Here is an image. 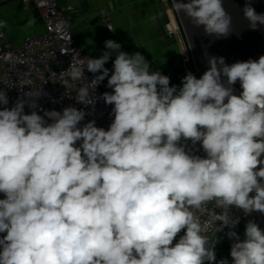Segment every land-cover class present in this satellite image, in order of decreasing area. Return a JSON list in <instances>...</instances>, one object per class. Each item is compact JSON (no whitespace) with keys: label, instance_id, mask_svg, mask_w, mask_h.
Returning <instances> with one entry per match:
<instances>
[{"label":"clouds","instance_id":"obj_1","mask_svg":"<svg viewBox=\"0 0 264 264\" xmlns=\"http://www.w3.org/2000/svg\"><path fill=\"white\" fill-rule=\"evenodd\" d=\"M224 2L173 6L220 38L233 30ZM242 12L250 29L264 26L251 0ZM105 48L99 58L71 62L60 78L66 95L71 82L87 81L75 92L84 105H94L107 78L112 91L99 97L113 106L107 130L82 124L88 113L71 105L43 116L26 114L23 97L0 107V264H229L217 261L191 210L212 201L223 209L214 216L218 232L228 228L234 241L231 264H264V230L249 220L241 239L230 213L264 214V55L230 65L209 56L199 78L189 72L177 87L141 53L114 40ZM85 71L99 74L88 80ZM41 95L30 94L28 106L36 109ZM7 104L0 90V106ZM187 141L205 155L191 154Z\"/></svg>","mask_w":264,"mask_h":264},{"label":"built area","instance_id":"obj_2","mask_svg":"<svg viewBox=\"0 0 264 264\" xmlns=\"http://www.w3.org/2000/svg\"><path fill=\"white\" fill-rule=\"evenodd\" d=\"M7 1L9 0H0V5ZM25 1L26 3H35L44 21L45 30L37 35L27 37L22 44L16 46L8 39L4 27L0 28V90H5L8 97V104L2 107L11 108L15 105L18 98L23 97L26 100L24 107L26 114H30L31 111L35 110L43 116L46 110L62 111L63 108L71 105L88 113L84 121L81 122L82 124L87 123L89 120H94L97 127L107 130L114 118L112 113L113 106L105 104L103 99L99 98L103 93L112 91V89L107 87V78L95 90V95L98 99L94 105H84L77 103L75 100L76 90L85 85L87 83L86 80L71 82L73 84L72 94L66 95V90L63 88L60 78V72L66 70L71 62L78 63L81 60L85 62L87 60L68 24L73 6H59L56 0ZM163 1L167 5V11L170 13L165 26L166 34L169 37L176 38L184 45V30L181 19L173 6V0ZM99 16L107 29L109 26L114 28L112 14L109 10H100ZM182 58L184 70L179 75V78L177 77V80L169 70L156 68L154 71H159L163 75L168 76L170 85L173 83L175 86L180 87L182 78L186 74L191 72L196 76L197 73L192 67L193 57L186 49V46ZM106 68L109 69V74H111L113 67ZM98 74L85 71V76L88 80H92ZM38 91H42V95L36 100V109H32L28 106L29 102L27 99H29L30 94ZM240 91V84L237 82L234 85V92L239 94ZM45 119L47 120V117ZM48 122L50 123L51 121ZM186 150L194 155L202 157L205 155L199 143L193 145L191 141H187ZM191 210L206 229L203 234L208 236L210 245L216 244V250L218 244L224 243L231 250V245L234 241L229 239L226 234L229 229L225 228L223 231L218 232L220 222L214 219V216L223 212V209L217 207L216 203L212 201L199 209L193 208ZM230 213L234 219H238L234 231L238 233L241 239L244 238L245 225L249 220L254 221L264 230V214L253 212L251 215H246L243 210L236 207H232ZM181 235H183V231L178 234L176 240ZM230 250L227 255L222 257H219L216 250L217 261L223 258L229 260V264H231Z\"/></svg>","mask_w":264,"mask_h":264},{"label":"crops","instance_id":"obj_3","mask_svg":"<svg viewBox=\"0 0 264 264\" xmlns=\"http://www.w3.org/2000/svg\"><path fill=\"white\" fill-rule=\"evenodd\" d=\"M59 6L72 5L68 24L86 58H99L105 41L114 40L121 50L129 54L141 53L150 68L166 69L179 78L184 70L182 54L185 44L166 34V22L170 17L163 0H56ZM109 10L115 32L102 23L99 11ZM30 19L35 23L28 26ZM0 22L8 39L16 46L30 36L42 33L45 24L35 3L25 0H9L0 5ZM115 55L105 64L113 67ZM172 85H174L172 83ZM170 85V86H172Z\"/></svg>","mask_w":264,"mask_h":264},{"label":"water","instance_id":"obj_4","mask_svg":"<svg viewBox=\"0 0 264 264\" xmlns=\"http://www.w3.org/2000/svg\"><path fill=\"white\" fill-rule=\"evenodd\" d=\"M246 0H225L224 7L232 15L233 30L227 37L216 38L205 34L202 28L194 27L185 17L178 13L183 30L184 41L192 55V67L200 77L208 67V57H223L227 64L238 61L256 60L264 55V26L252 30L243 18L242 9ZM257 13H264V0H251Z\"/></svg>","mask_w":264,"mask_h":264},{"label":"trees","instance_id":"obj_5","mask_svg":"<svg viewBox=\"0 0 264 264\" xmlns=\"http://www.w3.org/2000/svg\"><path fill=\"white\" fill-rule=\"evenodd\" d=\"M0 107H2V106H0ZM0 198H2V194H0ZM2 235H4V234H0V236H2ZM216 250H217L219 257H222L223 255H227L229 253L230 248L228 245L222 243V244H218L216 246Z\"/></svg>","mask_w":264,"mask_h":264}]
</instances>
